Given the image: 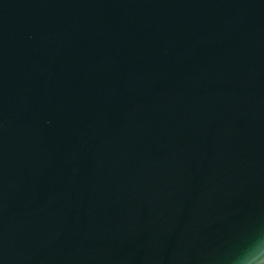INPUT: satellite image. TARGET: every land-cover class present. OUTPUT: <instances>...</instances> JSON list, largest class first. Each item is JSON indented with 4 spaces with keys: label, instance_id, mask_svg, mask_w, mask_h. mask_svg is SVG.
<instances>
[{
    "label": "water",
    "instance_id": "obj_1",
    "mask_svg": "<svg viewBox=\"0 0 264 264\" xmlns=\"http://www.w3.org/2000/svg\"><path fill=\"white\" fill-rule=\"evenodd\" d=\"M264 236V0H0V264H234Z\"/></svg>",
    "mask_w": 264,
    "mask_h": 264
},
{
    "label": "clouds",
    "instance_id": "obj_2",
    "mask_svg": "<svg viewBox=\"0 0 264 264\" xmlns=\"http://www.w3.org/2000/svg\"><path fill=\"white\" fill-rule=\"evenodd\" d=\"M234 264H264V236H257L236 250Z\"/></svg>",
    "mask_w": 264,
    "mask_h": 264
}]
</instances>
